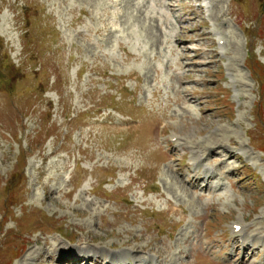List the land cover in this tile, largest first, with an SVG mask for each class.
I'll list each match as a JSON object with an SVG mask.
<instances>
[{
  "label": "rangeland",
  "instance_id": "374dc122",
  "mask_svg": "<svg viewBox=\"0 0 264 264\" xmlns=\"http://www.w3.org/2000/svg\"><path fill=\"white\" fill-rule=\"evenodd\" d=\"M204 1L0 0V264H211L199 234L264 231V0ZM200 154L226 174L213 208Z\"/></svg>",
  "mask_w": 264,
  "mask_h": 264
},
{
  "label": "bare ground",
  "instance_id": "6f19581e",
  "mask_svg": "<svg viewBox=\"0 0 264 264\" xmlns=\"http://www.w3.org/2000/svg\"><path fill=\"white\" fill-rule=\"evenodd\" d=\"M206 6H209V8H210V4L209 3H206ZM208 8V9H209ZM163 13H165V14H167L165 11L163 12ZM173 27V26H172ZM171 34V37H173V34H174V32H171L170 33ZM182 101L183 102H187L185 99H182ZM208 151V150H207ZM195 154V153H194ZM198 155V154H197ZM201 155V154H200ZM221 158H223V157H221ZM222 162V161H221ZM181 178H183V177H181ZM236 225H238V224H236ZM235 228V227H234ZM249 228V226H245V225H242L241 226V229H240V233H243V232H245L247 229ZM264 229V228H263ZM234 230H236V229H234ZM263 232V231H262ZM260 233V232H259ZM259 235V234H258ZM244 240H247L246 238H244ZM262 246H264V241L262 242ZM76 252V251H75ZM78 252H80L79 254H73L72 256H70V257H67V256H63V257H59V259H58V264H63L64 262H69V264H88L87 262H88V260L90 259V258H93V259H97L96 257L98 256V253L96 252H94L93 254H92V252H90V251H86V250H80V251H78ZM55 254V250L51 253V256H50V258H52V256ZM82 254V255H81ZM81 255V256H80ZM111 255H113V254H111ZM247 255V254H246ZM110 259L108 260V258H103V257H100L99 259H100V261H101V263L102 264H113L112 263V261L113 260H115V257H109ZM123 259H127V258H122L121 259V261L123 260ZM100 263V262H99ZM145 264H150L149 263V261H146L145 262Z\"/></svg>",
  "mask_w": 264,
  "mask_h": 264
}]
</instances>
